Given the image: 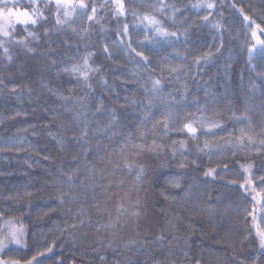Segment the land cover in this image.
<instances>
[{
	"label": "trees",
	"instance_id": "trees-1",
	"mask_svg": "<svg viewBox=\"0 0 264 264\" xmlns=\"http://www.w3.org/2000/svg\"><path fill=\"white\" fill-rule=\"evenodd\" d=\"M120 3L0 0V264H264V0Z\"/></svg>",
	"mask_w": 264,
	"mask_h": 264
},
{
	"label": "snow or ice",
	"instance_id": "snow-or-ice-1",
	"mask_svg": "<svg viewBox=\"0 0 264 264\" xmlns=\"http://www.w3.org/2000/svg\"><path fill=\"white\" fill-rule=\"evenodd\" d=\"M116 2L119 4V9H118L119 14L120 15H124V11H123V7L124 6H123V4L120 3V0H116ZM55 3H56L57 9H59L61 7H64V8L67 9L68 7L71 6L72 7V11L73 12L75 11V6H73L71 4V0H55ZM207 6L209 8L212 7L211 4H208ZM4 7L7 8V14H6L7 17H9V18L10 17H15L16 18V21L18 23H28V22H31L33 25H35L37 23V20L34 19L33 16L35 15V12L38 11V10H34L33 14L30 15L27 10H23L22 11V10L16 8V5L15 4H13L11 7H9L5 3L4 4ZM79 7L80 8H84L85 7L84 3L81 2L80 5H79ZM13 9H15V10H13ZM95 11H96V9L93 8L92 9L93 15L95 14ZM71 14L72 13L69 12V11H65V13H64L65 17H70ZM4 16H5V12L2 11V10H0V17H4ZM88 19L89 20H92L93 19V16L92 15H89L88 16ZM144 19L149 24H151V25H158V21L155 20L154 18H150L148 16H145ZM205 19H207V17H205ZM244 19L245 20H248V17L245 16ZM56 23L59 25V24L64 23V21H62L61 19L57 18ZM156 31L160 35H162V36H167V35L176 36L177 35L176 32L168 33L166 30L161 29L159 27L156 28ZM3 34L5 36H8L9 35L8 31H6V30L3 32ZM31 34L32 33H29V35H31ZM253 35H255V33H253ZM5 52H7V49H5ZM137 55H142V53L138 52ZM87 63H88V61H87V59H85L84 65L86 66ZM71 71H73V72H80L81 76H83L85 79L87 78V72H81V67L78 66V65H73ZM156 83H159V82L157 81ZM185 127L187 128V130H188L189 133L194 134L196 132V129L193 128L191 125H185ZM242 135H243V133H242ZM262 143H264V141H262ZM209 147H210V145L207 144V143L204 145V148H206V149L209 148ZM242 187H243V185H242ZM254 199H255V197H254ZM10 235H11V242L16 243V244H20L21 243L20 237L23 235L22 231H19V232L13 231V232L10 233ZM258 235L261 237V247L264 248V231H261V230L258 229ZM0 244H3V241H0Z\"/></svg>",
	"mask_w": 264,
	"mask_h": 264
},
{
	"label": "rangeland",
	"instance_id": "rangeland-1",
	"mask_svg": "<svg viewBox=\"0 0 264 264\" xmlns=\"http://www.w3.org/2000/svg\"><path fill=\"white\" fill-rule=\"evenodd\" d=\"M258 211V210H257ZM259 213V212H258Z\"/></svg>",
	"mask_w": 264,
	"mask_h": 264
}]
</instances>
